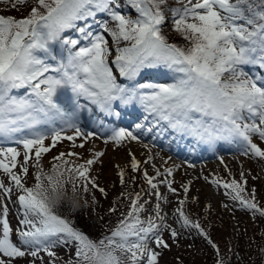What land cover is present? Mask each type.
<instances>
[{"label":"snow or ice","instance_id":"6c2138e0","mask_svg":"<svg viewBox=\"0 0 264 264\" xmlns=\"http://www.w3.org/2000/svg\"><path fill=\"white\" fill-rule=\"evenodd\" d=\"M177 2L180 7L173 8L169 0H35L26 17L0 15V143L22 146V152L18 147H0V172L8 177V184L0 180V264L26 256L33 258L30 264L37 260L44 264L41 252L52 258L48 264H55L53 249L71 244L76 246L75 264H124V259L128 264H159L162 250L170 248L163 231L173 241L179 235L167 223L160 203L153 216L141 218L149 201L141 203L140 192L121 193L129 201L127 211L98 241L58 214L57 207L65 201L73 210L83 207L77 193L90 191L89 185L105 192L90 175L102 151L92 150L91 158L82 163L77 162L82 159L79 153L61 152L52 157L50 173L41 166L42 157L62 141L84 148L101 138L78 123L84 110L81 98L101 114L116 118L129 108H140L142 122L135 124L139 134L114 129L104 138L105 144L120 146L139 142L141 135L171 131L207 145L239 140L243 155L264 160V147L253 141L257 137L264 142V0ZM0 3L18 9L28 0ZM169 13L173 31L187 46L170 43L164 34ZM253 70L257 74H251ZM158 72L172 73L174 82L151 83ZM129 156L131 171L142 172L148 195L170 202L159 191L165 185L169 193L180 196L173 187L174 168L162 172L153 165L155 175L150 176L134 154ZM151 160L149 156L144 163ZM30 161L36 168L34 186L26 183ZM118 177L125 185V169H119ZM209 182L224 188L253 216L264 217L256 189H247L244 171L239 180L214 177ZM191 183L181 185L184 197L176 202V222L205 238L215 251L216 264H225L219 246L187 214ZM14 192L20 208L15 230L19 244L12 239L8 218L7 201Z\"/></svg>","mask_w":264,"mask_h":264},{"label":"rangeland","instance_id":"374dc122","mask_svg":"<svg viewBox=\"0 0 264 264\" xmlns=\"http://www.w3.org/2000/svg\"><path fill=\"white\" fill-rule=\"evenodd\" d=\"M34 2L35 0H28L27 4L20 5L18 9H13L9 4L0 3V15L11 16L17 19L26 17ZM178 4L177 0H169L170 7H175ZM128 11L126 9L125 13L127 14ZM132 15L135 16V13H132ZM109 26L113 25L110 24ZM163 32L173 39L178 37V42L180 39L183 44L182 46H187L182 37L173 31L170 14L167 23L163 26ZM68 35H74V33L69 32ZM110 46L115 47L111 40ZM61 143L42 157L41 166L45 172L50 173L53 163L52 157L61 152L74 151L79 153L82 159L77 161L78 163L91 158L92 150L104 152L99 161L93 165L90 175L95 178L96 183L105 192L101 193L97 189H92L91 185H89L90 191L84 192L81 189L77 193L80 200L86 198L95 200L92 208L93 216L95 213H98L95 223L92 222L90 213L88 215H81L80 211H83V207L78 209L80 211L76 210L75 214L64 208L68 204L63 207L66 201L57 207L58 214H66L73 227L77 230L81 229L88 237V232L92 234L93 236L89 237V239L98 241L104 235H107L109 229L113 228L120 219L121 213L127 211L129 201L121 198L122 192H140L143 196L141 203L144 200L149 201L145 205L146 211L141 214V218L147 219L153 216L155 205L160 203L163 208L162 214L166 215L167 223L171 224L179 233L177 239L173 241L169 232L163 231V238L168 242L170 248L162 250L159 264H216L217 256L207 243V240L198 235L194 230L190 231L181 228L180 223L176 222L174 214V209L177 207L176 202L178 199L184 197L181 185L191 181V188L187 194V214L192 220L199 221L209 237L220 247L225 264H264V252L261 251V248L264 247V217H260L259 215L253 216L251 211L242 208L238 202L233 201L230 196L226 195L224 188H218L209 182L214 177H219L223 180H230L232 177H235L239 180L240 172L244 171L247 178V189L250 191L252 188H255L257 193L256 199L264 206V160L256 158L234 159L227 161L228 165L210 166L203 171L183 168L179 164L174 165L169 162L168 165L170 166L168 168L177 167V169L174 168L177 172L173 174L172 179L174 180L173 187L180 192V196L177 197L169 193L165 185H160L159 191L170 201L165 202L164 200L158 201L155 196L147 194L150 190L142 178V172L133 173L131 171L129 153L131 152L136 156L133 144L139 143L125 141L120 146H116L111 142L105 144L103 138L90 140L85 144L84 148H73L71 143ZM259 144L261 147L264 145L262 143ZM18 150L22 152V148H18ZM151 153V151L142 146L141 159L139 161L141 162V169H146L150 176H154L155 169L153 165H155L156 169H160L163 172L165 166H163L162 161L165 158L160 157L162 161L157 162L155 159L159 160V158L151 155ZM149 156H152L151 162L144 163ZM22 160L23 156L21 155L19 161L22 162ZM33 164L34 162L30 161L29 174L26 177L27 186H34L35 184L34 176L36 168ZM121 168L126 171V183L123 186L119 183L118 177V171ZM229 173H231V176ZM133 176L136 177L135 181L132 180ZM204 177H208V180H205ZM160 179H163V177ZM0 180L8 184V177L2 172H0ZM68 187L69 195H71L70 186ZM16 198V193L14 192L11 200L7 201V203L9 207V220L13 228L12 239L15 243L19 244V238L15 230L19 227L20 208L18 207V203H16ZM80 203L84 205L83 201ZM224 205H228V207L226 208ZM111 207H117L118 211L110 213L109 209ZM152 247H155V245L152 244ZM53 250L56 252L57 257L55 264H69V262L75 264V244L58 245ZM157 250L160 251L159 249ZM40 255L43 257L44 264H48L52 259L43 252ZM117 255L120 254L117 253ZM32 259L31 256L16 258L13 264H30ZM122 259L124 258L122 257ZM36 264H41V261L37 260ZM124 264H128L126 259H124Z\"/></svg>","mask_w":264,"mask_h":264},{"label":"bare ground","instance_id":"6f19581e","mask_svg":"<svg viewBox=\"0 0 264 264\" xmlns=\"http://www.w3.org/2000/svg\"><path fill=\"white\" fill-rule=\"evenodd\" d=\"M133 146H134V151H135V153H136V158L138 159V160H140L141 159V148H142V146L141 145H139V144H133ZM168 162H166L165 164H164V166H165V168H166V166H168ZM176 172H177V170H175Z\"/></svg>","mask_w":264,"mask_h":264},{"label":"trees","instance_id":"16d2710c","mask_svg":"<svg viewBox=\"0 0 264 264\" xmlns=\"http://www.w3.org/2000/svg\"><path fill=\"white\" fill-rule=\"evenodd\" d=\"M166 34V33H165ZM175 40H176V42H178V37L177 38H175ZM180 39H179V43H180ZM66 204H68L67 205V207L65 206L64 207V205H66ZM63 207L64 208H67V210H69V212L71 211L73 214H75L76 213V210H73L72 209V207H71V204L68 202V201H66L64 204H63ZM77 211H80V210H77ZM62 217H64V218H67L68 219V217L66 216V214H60ZM82 215V214H81ZM95 219V218H94Z\"/></svg>","mask_w":264,"mask_h":264}]
</instances>
